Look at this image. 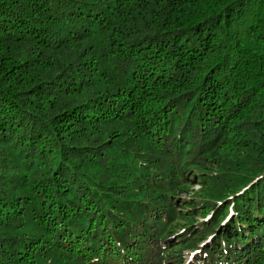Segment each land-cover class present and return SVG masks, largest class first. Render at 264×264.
Listing matches in <instances>:
<instances>
[{
	"label": "trees",
	"instance_id": "trees-1",
	"mask_svg": "<svg viewBox=\"0 0 264 264\" xmlns=\"http://www.w3.org/2000/svg\"><path fill=\"white\" fill-rule=\"evenodd\" d=\"M0 264H264V0H0Z\"/></svg>",
	"mask_w": 264,
	"mask_h": 264
},
{
	"label": "rangeland",
	"instance_id": "rangeland-1",
	"mask_svg": "<svg viewBox=\"0 0 264 264\" xmlns=\"http://www.w3.org/2000/svg\"><path fill=\"white\" fill-rule=\"evenodd\" d=\"M192 187H194V188H195V187H196V185H193Z\"/></svg>",
	"mask_w": 264,
	"mask_h": 264
}]
</instances>
